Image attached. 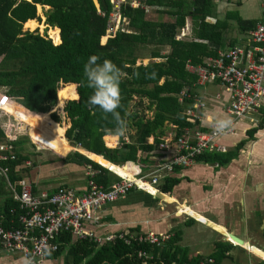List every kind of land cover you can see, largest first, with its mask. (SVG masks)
Segmentation results:
<instances>
[{"label": "trees", "instance_id": "16d2710c", "mask_svg": "<svg viewBox=\"0 0 264 264\" xmlns=\"http://www.w3.org/2000/svg\"><path fill=\"white\" fill-rule=\"evenodd\" d=\"M225 1L143 0L148 8L166 12L172 19L151 18L144 7L123 3L121 12L129 19L126 29L111 32L103 40L111 10L109 0H98L99 6L94 0H0V36L6 39V47L0 54V91L4 93H0V118L7 127L15 128L9 132H23L38 145L60 142L66 152L65 160L75 161L85 169L89 164L94 170L92 176H86L87 181L93 178L110 187L118 179L110 168L113 170L116 164L128 161L140 163L141 170H150L155 164L152 163L153 150L168 124H176L177 133L185 125L198 124L188 121L184 113L193 100L185 97L179 101L182 88L202 94L204 87L196 83L197 75L188 70L187 64L212 70L209 64L221 55L220 50L246 44L243 42L248 41L258 22L253 16H242L238 9L227 8ZM40 5L49 6L46 16L53 24L50 35L57 44L38 29L24 26L38 24L35 18ZM188 16L190 36L184 34L177 38ZM148 45H151L150 61L137 64L139 56H145L142 50ZM165 45L169 49L162 52ZM92 55L100 58L98 63L111 60L124 73L119 110L127 128L133 127L134 132L119 135L118 145L114 147L106 146L103 138L107 134L117 135L111 116L105 118L99 108L92 110L87 106L92 89L87 86L84 64ZM153 72L155 78H148ZM57 106H62L69 118L66 129L58 122ZM139 107L152 110L153 116L140 112ZM47 111L51 117L41 115ZM259 111L258 120L250 122L245 136L234 147L206 151L196 155L194 162L202 160L224 165L231 161L248 140L257 139L260 130H264V107ZM27 135L9 138L0 126V156L8 155V158L0 157V164L8 168L7 176L0 174V222L7 228L18 224V216L23 212L15 191H21L19 181L27 180L39 151L32 142L27 143ZM149 137L154 140L147 141ZM75 143L86 149L90 157L74 149ZM7 144L12 147H1ZM94 156L99 157V161ZM180 168L176 165L161 179L157 184L160 192L172 193L183 179L175 174ZM31 185L37 192L33 182ZM6 186L10 189L8 193L4 192ZM131 190L134 189L128 192ZM176 232L157 246L137 240L128 243L121 237L103 244L87 237L72 240L71 233L65 231L59 235L58 248L49 253V257L63 255L62 264H191L195 257H188L178 244L180 234ZM231 245L224 241L215 243L222 250ZM140 249L152 257L139 256Z\"/></svg>", "mask_w": 264, "mask_h": 264}, {"label": "crops", "instance_id": "0c3cea01", "mask_svg": "<svg viewBox=\"0 0 264 264\" xmlns=\"http://www.w3.org/2000/svg\"><path fill=\"white\" fill-rule=\"evenodd\" d=\"M238 2L226 0L223 4L227 8L238 9L242 16H253L258 21L264 20L263 0ZM253 7L256 8V13L253 12ZM250 10L252 15L249 13ZM219 86L210 83L202 88V94L207 100L204 112L209 120L227 117L224 107L227 93L223 92L221 87L219 91L222 92V97L215 96ZM249 124L250 122L243 120L236 121L233 129L220 137L221 141L226 143L228 148L234 147L245 136ZM262 133H259L257 139L252 140L257 149L253 150L251 140H248L238 155L227 164L199 160L180 168L175 174L183 176V179L175 187L176 191L174 188L170 195L149 190L163 200L145 191L134 189L106 203L100 209L104 214L105 225L98 227V231L125 228L133 231H152L158 235L170 234L171 237L178 231L180 234L178 244L185 249L190 258L213 254L218 264H261L264 260V154L260 151L264 149ZM107 135L104 138L115 143L116 136ZM258 141H262L263 144ZM41 145L55 152L49 153L47 149L37 148L39 151L35 156L34 167L26 177L34 183L36 190L50 192L61 185L82 190L87 183L85 168L75 161L64 159L66 152L60 142ZM152 158L155 159L152 163L156 162L155 156ZM139 169L141 170L140 163L132 161L122 165L116 164L113 170L110 168L119 176L124 175L123 172L134 176ZM166 198L168 200H165ZM183 215H188L193 221L189 222ZM209 223L218 225L220 231ZM230 232L237 234L245 242L237 244L229 236ZM217 241L231 242L232 245L222 250V247L215 246ZM49 256L36 264L57 258ZM0 264H24V256L20 252L3 251L0 253Z\"/></svg>", "mask_w": 264, "mask_h": 264}, {"label": "built area", "instance_id": "2783aa9c", "mask_svg": "<svg viewBox=\"0 0 264 264\" xmlns=\"http://www.w3.org/2000/svg\"><path fill=\"white\" fill-rule=\"evenodd\" d=\"M123 3L149 9L143 0H110L112 7L106 35L126 29L129 19L121 12ZM182 32L183 30L176 37L186 34ZM247 40L246 44H234L228 50H220L221 55L209 64L214 70L202 65L187 64L188 70L197 75L198 85L215 83L227 93L225 112L234 124L248 114H258L260 108L264 107V20L255 24ZM221 94L219 91L215 95L219 98ZM185 97L193 100L184 111L186 119L198 124L185 125L180 133L175 130L170 135L161 136L153 150L156 162L150 170L139 169L131 179L118 175V179L110 187H105L93 178L88 179L82 190L57 186L50 192H35L28 179L19 181L22 189L20 192L15 191V198L20 202L23 212L18 216V224L10 228L0 222V253L20 252L24 258L31 259L33 264L42 262L49 253L58 248L59 235L65 231L71 233L72 240L87 237L98 244L121 237L128 243L137 240L160 246L170 239V234L158 235L152 231L130 229L99 232L98 227L105 225L104 214L100 209L106 203L126 195L130 189H140L152 194L145 186L148 184L156 189L160 179L172 172L176 165L187 167L195 161L196 155L206 151L227 150V144L220 137L230 132L233 127L224 134L215 133L213 124L219 117L209 120L205 115V96L184 87L180 91L179 101ZM125 139L127 140L126 137ZM1 147L9 148L12 145ZM0 157L8 158V155L3 154ZM87 167V175L92 176L94 170L89 164ZM7 172L8 168L0 164V174L7 176ZM138 180L145 185L138 184ZM138 255L152 257V254L143 249L138 251ZM191 264H217V260L212 254L197 255Z\"/></svg>", "mask_w": 264, "mask_h": 264}, {"label": "clouds", "instance_id": "9594fccd", "mask_svg": "<svg viewBox=\"0 0 264 264\" xmlns=\"http://www.w3.org/2000/svg\"><path fill=\"white\" fill-rule=\"evenodd\" d=\"M99 60L98 56L92 55L84 64L87 86L92 89L87 106L92 110L99 108L105 114V118L110 115L116 125L115 134L123 136L127 124L119 109L122 105L120 84L124 73L111 60L105 59L102 63H98ZM148 78H155V73L153 72ZM213 127L215 133L224 134L234 127V123L231 118H217ZM24 264H33V262L29 258H24Z\"/></svg>", "mask_w": 264, "mask_h": 264}, {"label": "rangeland", "instance_id": "374dc122", "mask_svg": "<svg viewBox=\"0 0 264 264\" xmlns=\"http://www.w3.org/2000/svg\"><path fill=\"white\" fill-rule=\"evenodd\" d=\"M95 1V3L97 4V6H99V2H98V0H94ZM110 1V0H109ZM111 7H112V5H111ZM153 8V7H152ZM152 8H149L146 12H147V15L149 16V17H151V18H156V19H172L173 17L170 15V14H168V13H166V12H158V11H156V10H153ZM254 9H253V12H257L256 11V8L255 7H253ZM47 9H48V5H40L39 6V8H38V16L35 18V20L37 21V25H35V26H31V25H27V24H24V26H25V28H29V29H38L43 35H46L48 38H51L52 39V41L55 43V44H57L56 42H55V39L54 38H52L51 37V33H52V27H53V24H51L50 23V21H48L47 20V16H46V11H47ZM252 10H250V12L249 13H251L250 15H252V12H251ZM190 26H191V21H190V17L188 16L187 18H186V23H185V26L183 27V32L182 33H186V34H188L189 35V33H190ZM180 33V32H179ZM185 36V35H184ZM190 36V35H189ZM106 37H107V35L106 36H103L102 37V39L103 40H105L106 39ZM4 47H6V39H5V36L4 35H2V36H0V54H1V52L4 50ZM150 47H151V45H148V47L147 48H145V49H143L142 50V52L143 53H145L144 55L145 56H142V58H141V56H139V58H138V60H137V64H140V63H144V64H146V63H148L149 61H150V58H149V55H150ZM169 49V47L167 46V45H165V46H163L162 47V52H165V51H167ZM1 56V55H0ZM161 58H154V60H157V61H159ZM219 90H221V87L219 86L218 87V92H219ZM218 92H216L215 94L217 95V93ZM0 93H3V92H1L0 91ZM222 93V92H221ZM4 94V93H3ZM215 95V96H216ZM7 97H9V96H7ZM221 97H222V94H221ZM10 98V97H9ZM11 100H13V101H17V100H14V99H12V98H10ZM66 99V98H65ZM65 101V100H64ZM63 101V102H64ZM57 102V101H56ZM133 104H135V102H133ZM63 105V104H62ZM55 107H56V105H55ZM133 108H136V106L135 107H133ZM54 110V107L52 108V109H50V111H53ZM49 111V112H50ZM57 113H58V116H59V123L60 124H63V125H65V129L67 128V126H69V124H70V121H69V118L65 115V113L63 112V110H62V106H57ZM139 111L140 112H144V113H146V115L147 116H149V117H151V116H153V111L152 110H150V109H147V108H144V107H139ZM49 112L47 111V112H45V113H42L41 115L43 116V117H46L48 114H49ZM49 116H50V114H49ZM51 117V116H50ZM227 117H229L228 116V114H227ZM227 117H219V118H227ZM251 117H254V119L252 120L251 119ZM242 120L243 121H245V122H254V121H257L258 120V114H256V113H251V114H248L247 116H245L244 118H242ZM0 126L5 130V132L7 133V135L9 136V138H13V137H21L22 135H27V134H25V133H23V132H19V133H17L16 131V135H15V132H9V130H13V129H15L14 127H7V124L4 122V121H2V119L0 118ZM176 124H168L167 125V127H166V129H165V133L162 135V136H164V135H170L171 133H173L175 130H176ZM238 127V126H237ZM237 127H236V129H237ZM12 128V129H11ZM65 129H64V132H65ZM131 132V133H133L134 132V129H133V127H128L127 128V130H126V132H125V134H124V136H126V134H127V132ZM241 132H243V130H241ZM261 133L263 132L264 133V130H261L260 131ZM262 133V134H263ZM15 135V136H14ZM28 136V141H27V143L29 144V145H31L30 144V142H32L33 144H34V147H35V150H37V148L39 147H41V148H44L43 150H45V149H47L48 151L47 152H49V153H53V152H55L54 150H52V149H50V148H48V147H45V146H42V145H38L37 143H35V141L29 136V135H27ZM65 136V135H64ZM116 136V141H115V143H111V142H109L108 140H106V138H104V141H105V145L106 146H108V147H114V146H116V145H118V142H119V139H118V137H119V135H115ZM65 138L66 139H68L66 136H65ZM151 139H152V137H149L148 139H147V141H151ZM154 139V138H153ZM68 140H70V139H68ZM153 141V140H152ZM151 141V142H152ZM254 141H252L251 140V143H252V145H253V150H255V149H257L256 147H255V142L253 143ZM258 142H260L261 144H263L262 143V141H258ZM109 145H108V144ZM77 144V143H76ZM112 144V145H111ZM111 145V146H110ZM75 147H76V145H75ZM38 148V149H39ZM74 149H78V150H80L81 152H83V153H85V154H87L89 157H90V153L86 150V149H83V148H81V147H76V148H74ZM70 150H72V149H70ZM260 151H262V154H264V149H260ZM66 155V154H65ZM93 158V157H92ZM85 171H88L87 169H85L84 170V172ZM119 176L117 175V178H118ZM160 181H161V179H160ZM159 181V182H160ZM156 189H157V191H160L158 188H157V185H156ZM9 187L8 186H6L5 187V193H8L9 192ZM175 191H176V188H175ZM150 194V193H149ZM162 197H160L159 199H161ZM161 200H163V199H161ZM165 200H168V198H166ZM184 217H187L188 218V220L189 219H192L191 217H189L188 215H183ZM189 222H190V220H189ZM205 235V234H204ZM232 242H234V241H232ZM235 243V242H234ZM213 255V254H212ZM50 262V263H49ZM59 262V263H58ZM61 262V263H60ZM62 262H63V255H59L56 259H54V260H51V261H48V262H44V263H42V264H62Z\"/></svg>", "mask_w": 264, "mask_h": 264}, {"label": "water", "instance_id": "95a60500", "mask_svg": "<svg viewBox=\"0 0 264 264\" xmlns=\"http://www.w3.org/2000/svg\"><path fill=\"white\" fill-rule=\"evenodd\" d=\"M49 8V6H48ZM67 99V98H66ZM76 145V143H75ZM157 198H160L159 195H156ZM213 228H215L216 230L220 231V227L218 225H216L215 223H209ZM229 236L235 240L237 242V244H242L243 242H245V240L243 238H241L240 236H238L237 234L230 232L228 233Z\"/></svg>", "mask_w": 264, "mask_h": 264}, {"label": "bare ground", "instance_id": "6f19581e", "mask_svg": "<svg viewBox=\"0 0 264 264\" xmlns=\"http://www.w3.org/2000/svg\"><path fill=\"white\" fill-rule=\"evenodd\" d=\"M94 158H95L96 160L99 161V157L94 156ZM123 173H124V175H122L121 177H126V178H128V179L133 178V176H131V175H129V174H126L125 172H123ZM137 183L140 184V185H145V184H143L140 180H138ZM145 187H146L148 190H152L153 192H158L154 187H152V186H150V185H148V184H147Z\"/></svg>", "mask_w": 264, "mask_h": 264}]
</instances>
